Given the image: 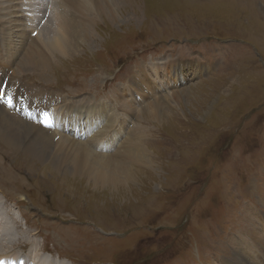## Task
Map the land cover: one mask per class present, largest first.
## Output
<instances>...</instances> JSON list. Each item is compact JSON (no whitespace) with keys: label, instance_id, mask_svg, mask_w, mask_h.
I'll return each mask as SVG.
<instances>
[{"label":"rangeland","instance_id":"obj_1","mask_svg":"<svg viewBox=\"0 0 264 264\" xmlns=\"http://www.w3.org/2000/svg\"><path fill=\"white\" fill-rule=\"evenodd\" d=\"M86 1L87 39L69 40L75 50L56 55L44 74L9 73L11 90L34 91L26 92L29 113L13 111L29 120L41 119L44 103L57 113L91 104L117 111L121 129H146L141 145L149 162L134 166L128 183L97 187L88 175L73 173L71 163L58 166L55 147L41 160L0 139L6 207L0 214L20 226L7 262L34 258L31 249L41 246L42 255L63 264H241V231L259 230L253 221H264V0H116L105 14ZM56 7L45 24L40 14L48 7L34 10L24 26L39 32L47 23L59 26ZM69 13L78 17L82 10L73 6ZM19 14L2 15L0 59L18 52ZM2 60L0 77L9 70ZM169 61L182 66L185 80L171 86L161 75L158 90L149 88L156 80L145 88L134 83L145 67L158 63L164 72ZM37 93L53 96L32 100ZM157 103L162 111L151 114ZM55 126L56 143L67 133ZM65 128L71 139L85 141ZM256 252V264H264V250Z\"/></svg>","mask_w":264,"mask_h":264},{"label":"bare ground","instance_id":"obj_2","mask_svg":"<svg viewBox=\"0 0 264 264\" xmlns=\"http://www.w3.org/2000/svg\"><path fill=\"white\" fill-rule=\"evenodd\" d=\"M24 1L25 0H0V21L3 19L2 15L9 13V11L10 13L21 11V14L19 15L23 17L22 22L21 24L19 23L15 33L17 38H21L19 39L18 52L11 53V57L6 53H2L1 58L5 61V66H8L9 70L5 75L3 74L4 76L0 77V101L9 104L10 107L9 111L7 110L8 108L0 107V139L4 141V144L7 145L6 147L14 150L15 153L20 152V149L18 148H21L22 150L24 148L27 153L41 160H44L47 153L55 147L56 150L53 154V161L60 158L62 160L61 164L58 166H65L69 169L67 165L71 163V171L73 173L80 174V172H82L81 174L83 176L88 175L90 181L95 183L96 186L101 185L108 187L113 185L116 187V185L118 186V183L130 182L132 180L133 167L148 165L149 162L148 154L144 151L141 145V140L146 137L144 132L146 129L144 130L141 126H134L133 128L128 127L127 130L124 128L121 129L120 123L122 122H120V118L115 113L117 111L112 110V112L109 111L108 113H105L104 111L101 112L95 109L96 104H91L90 106L85 105L79 108L75 107V109L66 108L64 112L57 113V110L53 108L50 109L49 104L44 103L43 106L46 107V110L41 119H23L24 114L29 113V111L26 110V107L31 103V100L26 99V92H33L34 94V91L29 89L28 86H18L15 90H11V88L8 87L9 73L14 71V73L23 74L25 73L24 71L30 72L29 70L43 73L46 72L45 69L47 67L51 66L53 62L52 60L56 55L65 57L73 52L75 48L71 46L69 40L80 38L87 39L90 35L89 11H86V9L90 7L91 4H88L86 0V2L84 0H57V2L54 3V7L57 6V15L60 14L59 26L55 27L52 24L47 23L40 30L39 36L36 39L30 36L33 31H30V29L27 26H24L23 23L30 17V14L33 13L34 10H41L43 4H37L34 0H26L29 1V4L27 5L32 7V10L25 12L23 10L25 5ZM60 1L61 5H58L57 3ZM90 1L95 4L97 2V8H99L100 13L102 14H105L106 12L113 13V7L117 3L116 0ZM73 6L82 10V13L79 14L78 17H74L69 13ZM7 9H9V11ZM39 20L42 19L37 18L35 21L38 22ZM13 25L14 22H11L9 29L7 30L8 38L5 42L7 48L10 47L8 39L11 33L14 32L12 31ZM28 34L29 37H27ZM24 37L26 38V44L23 42L25 41ZM43 37L45 40L41 41L42 43H37V41L43 39ZM19 56L21 57L19 58ZM14 66H17V70L14 69ZM161 75L167 76L169 83H174L171 86H175L178 80H185L186 77V73L180 64L177 62L171 63L169 61L164 72L160 70V64L158 63L153 66L152 69L150 67H145L139 75L142 77H136L134 83H137L141 88H145L149 85L151 80H156L157 85L152 84L149 88H156L158 90L161 87L158 82L162 84L163 81ZM2 81L3 83H1ZM52 96L53 95L45 96L37 93V96H32V100L37 101L38 99L43 100L45 98L47 101H51ZM117 98L119 97L117 96ZM164 99H166V97H164ZM165 101H167V99ZM41 103L42 101H39V104ZM162 103H157L156 105L152 104V107L150 108L151 114L153 112L159 114L162 111L163 106H161L160 109H158V107ZM14 108L20 110L23 116L21 114L16 115L13 111ZM99 112H101V114H98ZM67 117L68 119H66ZM155 118H158V115L155 116ZM67 120L70 121L71 125L70 123H67ZM105 121L107 122L106 127L102 128ZM54 124H56V126L58 125L59 129L64 128L65 130H67L65 128V124H67L69 128H73L74 134H72V137L79 136V134L81 135L82 133L83 135L81 137L85 139V141L74 140L71 139L68 134L67 136H63L62 134V138L60 137L61 139H59L60 141L55 143L54 132L56 131L52 130ZM98 136L100 137L98 138ZM102 141L107 146L102 149L103 152L100 150V147L95 149L96 142L102 144ZM66 142L71 146H67L68 148H66ZM123 147L124 150H122ZM95 150H97V152ZM107 153L111 154L107 155ZM152 163L153 161H151L149 165ZM0 207L3 212L6 211V207L1 201ZM249 223H251V221ZM254 223L258 224L259 230L253 228L252 225H249L251 228L246 226V229L240 233L242 235H240L241 238L238 237V243L243 245L242 252H240L241 255H239V259L243 256L241 257V264H256L258 261V258L255 257L258 256L255 255V253L258 254L256 249L259 251L264 250V221H253V224ZM17 226H19V223L16 221V218H13L12 221H8L5 214H0V264H9L6 258L13 252L9 253L8 250L13 248L12 243L16 242L18 238V235H15L16 233L14 234V227ZM246 237L250 240H246L245 242ZM31 251L34 253V258L31 259V264H63L62 261H57L56 258H45V253L42 255L41 246L31 249ZM16 262L18 264L17 257L15 258V263Z\"/></svg>","mask_w":264,"mask_h":264},{"label":"clouds","instance_id":"obj_3","mask_svg":"<svg viewBox=\"0 0 264 264\" xmlns=\"http://www.w3.org/2000/svg\"><path fill=\"white\" fill-rule=\"evenodd\" d=\"M34 1H36V2H38V3H42L43 4V6H42V8H41V10H44V9H46L47 7H48V11H47V13L45 14V15H43V13H41L40 15L41 16H44L45 17V20L43 21V24L47 21V19L49 18V15H50V12H51V10L53 9V7H54V3L55 2H57V0H34ZM24 7H23V10L25 11V12H27V11H31L32 10V7H30V6H28L27 4H29V1H24ZM31 37L32 38H35L37 35L39 36V31L37 30V31H33L32 33H31ZM45 40V39H44ZM41 86H44V85H42L41 84ZM0 107H4V108H8L7 110L9 111V107H10V105L9 104H6L4 101H0ZM54 106H50L49 108L51 109V108H53ZM129 124L130 123H128V126H129ZM58 126V125H57ZM56 127V126H55ZM59 127V126H58ZM54 130V129H53ZM54 131H56V129L54 130ZM66 133L68 134V136L71 134V133H69V132H67V130H66ZM70 137V136H69Z\"/></svg>","mask_w":264,"mask_h":264}]
</instances>
